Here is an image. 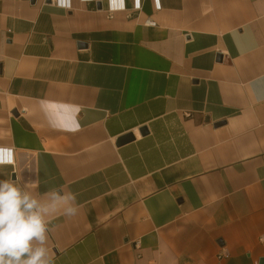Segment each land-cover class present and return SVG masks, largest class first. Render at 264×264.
I'll return each instance as SVG.
<instances>
[{
  "label": "crops",
  "instance_id": "crops-1",
  "mask_svg": "<svg viewBox=\"0 0 264 264\" xmlns=\"http://www.w3.org/2000/svg\"><path fill=\"white\" fill-rule=\"evenodd\" d=\"M140 5L0 0V179L75 194L55 264H264V0Z\"/></svg>",
  "mask_w": 264,
  "mask_h": 264
},
{
  "label": "clouds",
  "instance_id": "clouds-1",
  "mask_svg": "<svg viewBox=\"0 0 264 264\" xmlns=\"http://www.w3.org/2000/svg\"><path fill=\"white\" fill-rule=\"evenodd\" d=\"M41 107L50 111L47 103ZM50 122L53 127L62 126L56 120ZM5 165H14L13 151L0 147V167ZM38 187V181L24 180L18 173L15 179L13 174L0 179V264H55L48 248L49 225L57 213L67 217L78 213L76 196L62 188L41 194Z\"/></svg>",
  "mask_w": 264,
  "mask_h": 264
},
{
  "label": "water",
  "instance_id": "water-1",
  "mask_svg": "<svg viewBox=\"0 0 264 264\" xmlns=\"http://www.w3.org/2000/svg\"><path fill=\"white\" fill-rule=\"evenodd\" d=\"M32 1L34 2L35 0H32ZM50 1L51 0H48V2H50ZM99 6L101 7V4H99ZM141 131H142V133H145L146 132V129L143 128ZM133 139H134V135L132 133H130V134H127V135L123 136L122 138H120L119 141H118V143L119 144H123V143L128 142V141H131Z\"/></svg>",
  "mask_w": 264,
  "mask_h": 264
},
{
  "label": "built area",
  "instance_id": "built-area-1",
  "mask_svg": "<svg viewBox=\"0 0 264 264\" xmlns=\"http://www.w3.org/2000/svg\"><path fill=\"white\" fill-rule=\"evenodd\" d=\"M140 0H137V8H140ZM120 7H122V3H118V1L115 3V5H113V7L111 8V10L112 11H114V10H116V9H118V8H120ZM112 14H110V16H111ZM146 24L147 25H155V21L154 20H152V19H148L147 21H146Z\"/></svg>",
  "mask_w": 264,
  "mask_h": 264
}]
</instances>
